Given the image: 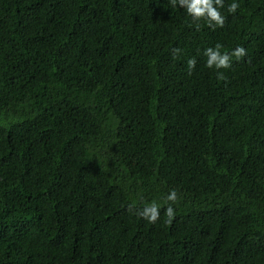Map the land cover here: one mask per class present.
I'll return each mask as SVG.
<instances>
[{"label":"trees","instance_id":"16d2710c","mask_svg":"<svg viewBox=\"0 0 264 264\" xmlns=\"http://www.w3.org/2000/svg\"><path fill=\"white\" fill-rule=\"evenodd\" d=\"M233 2L210 27L170 0H0V264H264V0ZM217 44L247 55L209 68Z\"/></svg>","mask_w":264,"mask_h":264},{"label":"clouds","instance_id":"9594fccd","mask_svg":"<svg viewBox=\"0 0 264 264\" xmlns=\"http://www.w3.org/2000/svg\"><path fill=\"white\" fill-rule=\"evenodd\" d=\"M173 7L177 4L180 7L186 9L187 14L193 18L195 21L206 20L210 27L219 26L223 27L225 24V16L222 14L220 9L224 7V0H170ZM240 7L239 3L234 2L228 6L229 13H236L237 9ZM199 27V25H197ZM222 45L217 44L215 48L209 47L205 50L204 55L207 56V66L209 68L219 69H229L232 67V58L235 57L237 60L247 55L246 49L243 46L236 47L231 53L220 51ZM180 49H174L173 53L178 54ZM196 59L192 58L188 60L189 74L191 70L195 69ZM218 79H224V75L221 72L217 73ZM166 199L172 204L178 202V193L173 189ZM169 204L165 209V215L168 218V222L171 223L175 216V210ZM134 207L130 205L129 208ZM138 215L142 218L147 219L150 223H155L160 218V207L155 203L145 205L142 210L138 211Z\"/></svg>","mask_w":264,"mask_h":264}]
</instances>
